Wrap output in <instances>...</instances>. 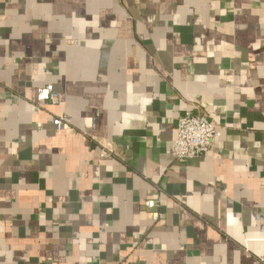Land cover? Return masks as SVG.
Instances as JSON below:
<instances>
[{"label": "crops", "instance_id": "1", "mask_svg": "<svg viewBox=\"0 0 264 264\" xmlns=\"http://www.w3.org/2000/svg\"><path fill=\"white\" fill-rule=\"evenodd\" d=\"M200 113L220 136L179 160ZM261 257L264 0H0V264Z\"/></svg>", "mask_w": 264, "mask_h": 264}, {"label": "built area", "instance_id": "2", "mask_svg": "<svg viewBox=\"0 0 264 264\" xmlns=\"http://www.w3.org/2000/svg\"><path fill=\"white\" fill-rule=\"evenodd\" d=\"M37 99L39 106H53L59 104L60 95L53 85H46L38 90ZM54 124L61 130L66 126L61 118H55ZM219 136V127L209 121L208 114L181 117L178 119L177 139L174 142L175 156L179 160L205 157L213 150ZM101 156L108 157L106 154ZM145 205L154 209L156 202L148 200ZM258 264H264V257L259 259Z\"/></svg>", "mask_w": 264, "mask_h": 264}]
</instances>
